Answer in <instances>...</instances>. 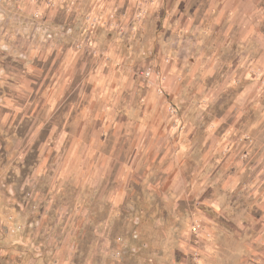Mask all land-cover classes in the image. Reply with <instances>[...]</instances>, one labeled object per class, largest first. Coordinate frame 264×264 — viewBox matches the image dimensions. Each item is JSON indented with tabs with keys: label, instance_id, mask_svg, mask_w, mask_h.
Segmentation results:
<instances>
[{
	"label": "crops",
	"instance_id": "0c3cea01",
	"mask_svg": "<svg viewBox=\"0 0 264 264\" xmlns=\"http://www.w3.org/2000/svg\"><path fill=\"white\" fill-rule=\"evenodd\" d=\"M249 14V0L0 2V73L15 86L0 119L39 152L62 154L39 167L82 170L86 186L117 170L120 189L141 161L199 169L227 151L261 166L264 38ZM17 19L18 39L33 42L24 59L8 45ZM145 70L159 75L147 81ZM260 209L259 250L246 264H264V199Z\"/></svg>",
	"mask_w": 264,
	"mask_h": 264
},
{
	"label": "rangeland",
	"instance_id": "374dc122",
	"mask_svg": "<svg viewBox=\"0 0 264 264\" xmlns=\"http://www.w3.org/2000/svg\"><path fill=\"white\" fill-rule=\"evenodd\" d=\"M249 13L264 38V0H249ZM19 24L9 23L8 45L24 59L21 49L33 42L18 39ZM5 80L0 73V98L15 91ZM24 133L0 119V264H189L194 252L196 264H246L257 254L251 242L263 223L264 164L249 166L228 151L199 169L141 161L147 167L128 170L132 178L120 189L117 170L105 185L86 186L82 170L39 167L62 154L39 152Z\"/></svg>",
	"mask_w": 264,
	"mask_h": 264
},
{
	"label": "built area",
	"instance_id": "2783aa9c",
	"mask_svg": "<svg viewBox=\"0 0 264 264\" xmlns=\"http://www.w3.org/2000/svg\"><path fill=\"white\" fill-rule=\"evenodd\" d=\"M155 75H159V72L158 71H154V70H145L144 72L142 73H139V76L143 77L145 80H150L153 76ZM174 110L172 109L171 110V114H174ZM200 230H201V226L199 223H193L192 224V227H191V233L194 234V235H197L198 233H200ZM197 254L194 252L192 255H191V260L192 262L189 263V264H196V261H197ZM188 264V263H187Z\"/></svg>",
	"mask_w": 264,
	"mask_h": 264
}]
</instances>
